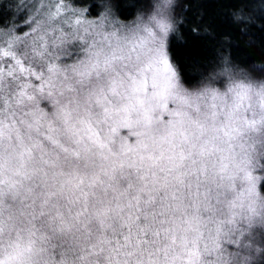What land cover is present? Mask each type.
Listing matches in <instances>:
<instances>
[{"label": "snow or ice", "instance_id": "1", "mask_svg": "<svg viewBox=\"0 0 264 264\" xmlns=\"http://www.w3.org/2000/svg\"><path fill=\"white\" fill-rule=\"evenodd\" d=\"M31 8L0 27V264H256L264 82L224 56L186 84L162 11Z\"/></svg>", "mask_w": 264, "mask_h": 264}, {"label": "trees", "instance_id": "2", "mask_svg": "<svg viewBox=\"0 0 264 264\" xmlns=\"http://www.w3.org/2000/svg\"><path fill=\"white\" fill-rule=\"evenodd\" d=\"M70 1L85 7L91 16L105 10L106 3L110 4L111 10L124 20L135 18L151 6V0ZM17 3L16 0H0V27L21 28L24 25V8L22 5L20 9H14ZM222 3L228 6H222ZM240 8L244 9L241 15L250 17L248 24L236 21L233 13ZM225 13L231 24L224 22ZM175 15L178 27L169 36L168 53L186 84L216 70L224 56L231 65L248 68L254 76H264V68L257 67L264 65V0H180ZM210 20L215 21L211 27ZM237 23L239 28L234 27ZM205 28L213 35L208 36ZM240 29H246L249 34L241 37ZM256 264H264V256L258 254Z\"/></svg>", "mask_w": 264, "mask_h": 264}, {"label": "clouds", "instance_id": "3", "mask_svg": "<svg viewBox=\"0 0 264 264\" xmlns=\"http://www.w3.org/2000/svg\"><path fill=\"white\" fill-rule=\"evenodd\" d=\"M180 0H151V7L146 10V11H141L137 14L143 16L145 19L149 16H151L153 13L157 12H163L164 15L172 19L173 21L177 22L176 23V28L178 27V21L175 15V10L179 5ZM136 18V17H135ZM175 32H170L169 36L171 34H174ZM257 67H262L264 68V65H257ZM231 71L233 73L237 74H242V75H247L249 78L253 79L256 82H264V76H254L253 73L245 67H239V66H233L231 65ZM210 72L209 74H211ZM208 74V75H209ZM218 79L220 77H217Z\"/></svg>", "mask_w": 264, "mask_h": 264}, {"label": "rangeland", "instance_id": "4", "mask_svg": "<svg viewBox=\"0 0 264 264\" xmlns=\"http://www.w3.org/2000/svg\"><path fill=\"white\" fill-rule=\"evenodd\" d=\"M18 3L16 4V8H14V9H16V10H18V9H20L21 7H22V5H23V10H24V20L25 19H27V18H29V13H31L32 12V8H31V5L32 4H34L35 2H36V0H16ZM66 3H68L69 5H71V6H75V7H77V8H84V9H86L85 7H82V6H77V5H75V4H73L70 0H66ZM151 7V6H150ZM149 7V8H150ZM148 10V9H147ZM105 12V10H102L99 14H101V13H104ZM111 13H112V15H113V17L116 19V20H118L119 22H121V23H123V24H127V23H130L131 21H133L135 18H131V19H128V20H124V19H121V18H119L118 16H117V14L114 12V11H112L111 10ZM88 15V14H87ZM98 15V14H97ZM97 15H95V16H97ZM95 16H91V15H88V18L89 19H91V18H95ZM24 20H23V23H24ZM7 28H13V29H23L24 31H28V29H27V27L25 26V24L24 25H22L21 26V28H17V27H14V26H10V27H7ZM168 39H169V37H168ZM170 57V56H169ZM254 175L257 177V187H258V189H259V186H260V182H261V180H262V178L264 177V173H261L259 170H256L255 172H254ZM258 246H260L259 244H258ZM257 257V256H256Z\"/></svg>", "mask_w": 264, "mask_h": 264}]
</instances>
